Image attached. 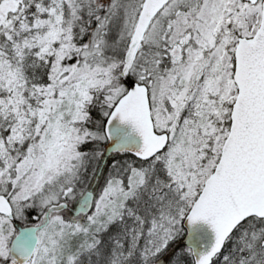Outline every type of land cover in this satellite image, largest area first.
<instances>
[{"label":"snow or ice","instance_id":"snow-or-ice-1","mask_svg":"<svg viewBox=\"0 0 264 264\" xmlns=\"http://www.w3.org/2000/svg\"><path fill=\"white\" fill-rule=\"evenodd\" d=\"M0 264H264V0H0Z\"/></svg>","mask_w":264,"mask_h":264}]
</instances>
